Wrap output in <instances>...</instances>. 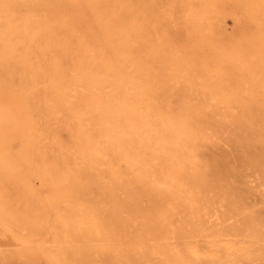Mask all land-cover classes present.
<instances>
[{
    "label": "bare ground",
    "instance_id": "bare-ground-1",
    "mask_svg": "<svg viewBox=\"0 0 264 264\" xmlns=\"http://www.w3.org/2000/svg\"><path fill=\"white\" fill-rule=\"evenodd\" d=\"M59 1L0 0V239L24 245L8 255L98 264L117 247L125 264L138 263L131 251L264 264L255 219L206 223L226 198L197 164L208 132L264 138V0H63L58 21ZM220 11L236 16L234 33L216 29ZM181 206L194 210L190 230L175 226Z\"/></svg>",
    "mask_w": 264,
    "mask_h": 264
},
{
    "label": "rangeland",
    "instance_id": "rangeland-1",
    "mask_svg": "<svg viewBox=\"0 0 264 264\" xmlns=\"http://www.w3.org/2000/svg\"><path fill=\"white\" fill-rule=\"evenodd\" d=\"M167 0H165V3ZM229 0L221 5L220 10L230 8L228 6ZM56 11L58 14V21L62 20V14L70 12L67 4L60 0ZM217 16L223 18L220 25L216 29H224L226 34L234 33L237 30L238 21L235 15L230 12L220 11ZM80 23L84 32L87 30L88 21L82 17ZM217 23V21H215ZM55 31H58L62 36V29L57 25H51ZM88 34L99 37L100 32H88ZM79 38L74 36L70 38L71 43L77 41ZM57 133L60 136L59 141L66 143L69 139V132L64 123L57 126ZM219 133V132H217ZM235 133V134H234ZM207 133V138L203 139L197 149V164L201 170L207 174L205 180L208 183H214L213 187L215 194L218 196H225L226 199H220L215 203L216 215L206 218V223L212 225L225 227L241 226L246 217H252L256 221L257 229L264 230V138H261L257 131L247 133L245 130H237L234 132H222L219 134ZM211 136V137H210ZM105 177L103 182H107ZM30 185L36 191L43 192L44 187L38 178L32 177ZM239 204L240 206H236ZM179 214L175 221V226L183 227L190 230L196 219L193 217L194 210L188 206H181L178 208ZM46 231V229H44ZM0 230V236L7 239ZM0 239L1 248L4 250L6 256L5 264H43L41 260L32 261V259L14 260L8 255L14 248H23L24 245L19 242V245H6ZM232 237H225L230 239ZM39 240H34L31 246L38 244ZM17 246V247H15ZM1 253V254H2ZM131 257L137 259V264H156V261L146 256L139 255L136 251H131ZM98 264H125V249L120 252L117 247L113 249H101L96 253ZM120 262V263H118ZM251 264H257V261H252Z\"/></svg>",
    "mask_w": 264,
    "mask_h": 264
}]
</instances>
